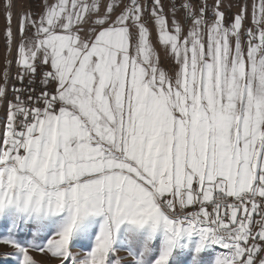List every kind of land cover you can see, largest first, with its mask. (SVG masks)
<instances>
[{
  "label": "snow or ice",
  "instance_id": "6c2138e0",
  "mask_svg": "<svg viewBox=\"0 0 264 264\" xmlns=\"http://www.w3.org/2000/svg\"><path fill=\"white\" fill-rule=\"evenodd\" d=\"M170 7L41 0L21 15L27 84L0 133L5 264H37L32 250L55 264H204L212 251V264H264V0L247 28V4L231 17L223 0Z\"/></svg>",
  "mask_w": 264,
  "mask_h": 264
},
{
  "label": "crops",
  "instance_id": "0c3cea01",
  "mask_svg": "<svg viewBox=\"0 0 264 264\" xmlns=\"http://www.w3.org/2000/svg\"><path fill=\"white\" fill-rule=\"evenodd\" d=\"M232 1L233 0H228V3L231 4ZM7 3H8V0H2L1 1V9H0V19H1L0 34L2 35L1 38H3L2 43L4 40L3 53L1 54L2 59L0 57V61H1L0 88L3 87L4 79H6L7 76H9L10 79L12 80L13 70L16 67H18V65L15 62L16 56H17V50H16V45L13 44V32L16 33V38H19V34H18L19 23L16 25V31H14L13 29H14V24H15V20H16L15 17L18 14L19 9H20V1L19 0H12L13 7L9 10L11 12V21H10V28H11V32H12L11 37L8 36V32H7V29L9 26V22L6 20V16L8 15V11H6L5 6ZM252 3H253V0H245V2H244V5L247 4L249 6V15L245 21H251V4ZM170 6H171V4H169L167 2L164 3V10H165L166 14H168L169 16L171 15V7ZM246 24L244 23L245 28H247ZM250 24H251V22H250ZM149 27H150V29L152 28L151 25H149ZM151 38L153 41H155V38H156L155 30H152ZM156 47H157V51H158V54L160 57L161 66L165 69L168 68L169 64H171V61L169 60V58H167L165 56L164 49L162 46L157 45ZM11 87H12V84L9 85V88L7 89L6 97L0 98V101L3 100L4 106L6 107V111L4 112L5 114L3 113V115L0 116V118L7 115V110H8V106H9L8 97H9V94L11 92Z\"/></svg>",
  "mask_w": 264,
  "mask_h": 264
},
{
  "label": "rangeland",
  "instance_id": "374dc122",
  "mask_svg": "<svg viewBox=\"0 0 264 264\" xmlns=\"http://www.w3.org/2000/svg\"><path fill=\"white\" fill-rule=\"evenodd\" d=\"M1 1L0 0V9H1ZM20 1V9L18 14L16 15V20H15V24H14V31H16V25L19 23L20 21V17L23 14V12L20 14V11L22 9V1L24 0H19ZM148 3H151V0H147ZM169 3L172 4V0H164V3ZM181 2H183V0H181ZM245 0H233L230 3H228V0H223L224 3V7L221 9L222 11H224L226 13V16H234L237 12L240 11L241 7H243ZM208 3L211 4L212 0H208ZM29 11H25L24 13H28ZM1 22V19H0ZM246 24L247 27L251 26L250 21H245L244 22ZM14 34V32H13ZM0 36L2 37V35L0 34ZM3 39V38H2ZM19 40V38H14L13 35V44L16 45L15 41ZM14 45V46H15ZM4 48V40H3V46L2 49ZM3 53V50H2ZM2 59V56H1ZM170 67V64H169ZM0 69H1V61H0ZM13 81V77L12 80L10 79L9 76L6 77V79H4L3 82V87L2 88H9V85L12 84ZM12 89V88H11ZM10 97V94H9ZM8 97V101L10 103ZM6 111V107L4 106L3 100L0 101V116L3 115V113ZM5 114V113H4ZM7 116V115H6ZM4 130V128L2 127V125L0 124V133H2ZM7 235V225L4 221L0 220V237L6 236ZM21 238H23V234H21ZM30 238V237H29ZM14 250L11 248V246H7L4 245L2 243H0V264H5V261L3 259V255L5 253H12ZM30 254L34 257V259L37 261V264H55V261L50 259V257L48 255H45L41 252H39L38 250H32L30 252ZM216 255L215 251L210 252L209 254H206L204 257V264H212V260L214 259V256ZM120 258H127V253L125 251H121L120 253L117 254L116 259H120ZM190 259V257H188ZM130 259V258H128ZM8 264H17V261L15 258L11 259Z\"/></svg>",
  "mask_w": 264,
  "mask_h": 264
},
{
  "label": "built area",
  "instance_id": "2783aa9c",
  "mask_svg": "<svg viewBox=\"0 0 264 264\" xmlns=\"http://www.w3.org/2000/svg\"><path fill=\"white\" fill-rule=\"evenodd\" d=\"M40 2H41V0H24V1H22V4H23V7H24L25 11H29V12L35 13V12H38L39 11V4H40ZM13 35H14V38L16 39V33H14ZM18 71H19V69H18ZM26 84H27V81H25V84H21L19 82V79H18L17 89H23ZM34 87L36 89L34 95H38L39 92H40V86H39V84L35 85ZM10 94H15L16 95L15 92H10ZM21 94L25 98L27 97V93L26 92H22Z\"/></svg>",
  "mask_w": 264,
  "mask_h": 264
},
{
  "label": "bare ground",
  "instance_id": "6f19581e",
  "mask_svg": "<svg viewBox=\"0 0 264 264\" xmlns=\"http://www.w3.org/2000/svg\"><path fill=\"white\" fill-rule=\"evenodd\" d=\"M22 12L23 13L25 12V9L23 7V4H22V9L20 11V14ZM2 46H3V43H2V38L0 36V57H1V54H2V50H3L2 49ZM12 77H13V81H12V87H11L12 89H11V92H14V89H17V86H18V67H16L13 70ZM14 97H15V94H10V97H9L10 102H13L14 101ZM5 123H6V116H3V117L0 118V124L2 125L3 128L5 127Z\"/></svg>",
  "mask_w": 264,
  "mask_h": 264
}]
</instances>
